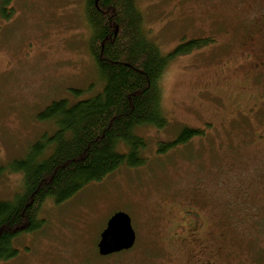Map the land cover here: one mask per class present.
<instances>
[{
  "label": "rangeland",
  "instance_id": "rangeland-1",
  "mask_svg": "<svg viewBox=\"0 0 264 264\" xmlns=\"http://www.w3.org/2000/svg\"><path fill=\"white\" fill-rule=\"evenodd\" d=\"M136 1L164 54L206 39L177 54L163 77L169 125L139 129L148 140L144 165H124L64 203L48 199L41 226L15 237L17 255L0 264H264V74L256 76L264 66V0ZM7 8L0 11L2 200L24 187L14 162L54 130L39 118L46 106L104 87L88 50L84 0H13ZM184 126L202 133L158 152L159 141ZM118 210L130 215L136 242L102 255L100 234Z\"/></svg>",
  "mask_w": 264,
  "mask_h": 264
},
{
  "label": "trees",
  "instance_id": "trees-1",
  "mask_svg": "<svg viewBox=\"0 0 264 264\" xmlns=\"http://www.w3.org/2000/svg\"><path fill=\"white\" fill-rule=\"evenodd\" d=\"M12 1L0 0V11ZM137 6L136 0H84L91 31L88 50L104 87L92 97L54 100L39 114L54 130L14 162L15 170L24 172V187L13 199H0V263L17 255L15 237L41 226L39 212L48 199L64 203L124 165H144L148 140L139 129L169 125L162 109L163 77L177 54L206 39L183 42L164 54L149 38ZM201 133L184 126L160 140L158 152L185 146Z\"/></svg>",
  "mask_w": 264,
  "mask_h": 264
},
{
  "label": "water",
  "instance_id": "water-1",
  "mask_svg": "<svg viewBox=\"0 0 264 264\" xmlns=\"http://www.w3.org/2000/svg\"><path fill=\"white\" fill-rule=\"evenodd\" d=\"M135 241L136 231L130 215L123 210H118L108 218L100 234L98 249L100 254L110 255L132 248Z\"/></svg>",
  "mask_w": 264,
  "mask_h": 264
},
{
  "label": "flooded vegetation",
  "instance_id": "flooded-vegetation-1",
  "mask_svg": "<svg viewBox=\"0 0 264 264\" xmlns=\"http://www.w3.org/2000/svg\"><path fill=\"white\" fill-rule=\"evenodd\" d=\"M261 74H264V66L262 69H259L257 72H256V76H260Z\"/></svg>",
  "mask_w": 264,
  "mask_h": 264
}]
</instances>
